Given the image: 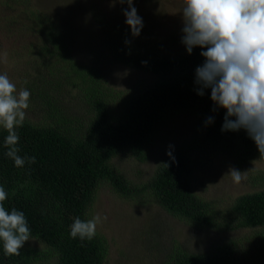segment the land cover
<instances>
[{"label": "trees", "instance_id": "obj_1", "mask_svg": "<svg viewBox=\"0 0 264 264\" xmlns=\"http://www.w3.org/2000/svg\"><path fill=\"white\" fill-rule=\"evenodd\" d=\"M20 14L32 23V33L47 36V46L38 49L36 59L52 62L45 71L40 69L43 76L35 72L33 82L26 84L32 102L46 112L39 121L25 119L17 129L18 154L26 158L23 168H17L6 156L4 142L8 133L0 128V186L8 193L5 207L9 212L13 208L24 212L33 242L24 246L19 256H6L0 242V264H108L107 245L101 235L96 233L92 240L84 241L70 236V226L77 217L87 220L88 209L103 183L122 198L147 194L167 213L194 228L256 231L255 245L248 249L240 251L227 244L206 254L176 251L165 264H264L262 179H258V191L238 196L228 213H220L213 203L192 191V165L183 149L166 156L148 182L139 186L127 181L112 163L114 157L126 153L141 160L145 139L152 129L163 117L178 112L198 117L199 135L205 140L235 141L243 161L249 157L245 154H261L245 130L222 131L226 110L211 100V89L198 95L196 69L205 61L201 55L204 49L196 47L192 54L186 51L175 57L159 51L157 54L153 49L145 53L133 48L126 26L113 30H117L116 38H109L110 34L101 27L113 59L153 77L148 85L135 87L122 97V93L118 96L106 85L93 66L76 63L62 38L55 42L58 31L53 23L32 9ZM91 14L102 26V13L92 7ZM48 45L53 48L51 53ZM33 60L31 57L27 63L31 65ZM65 87L77 92L85 109L82 116L73 118L64 113L70 110L68 107L62 110L63 105H72L61 99ZM209 117L212 123L207 122ZM33 156L36 162L27 163V158ZM222 215L224 225L218 223Z\"/></svg>", "mask_w": 264, "mask_h": 264}, {"label": "rangeland", "instance_id": "obj_2", "mask_svg": "<svg viewBox=\"0 0 264 264\" xmlns=\"http://www.w3.org/2000/svg\"><path fill=\"white\" fill-rule=\"evenodd\" d=\"M92 7L102 13V26L94 21ZM134 7L143 20L138 37L132 35L126 24V0L123 4L119 0H0V74L6 73L19 91L33 82L35 72L43 76L40 69L45 71L52 62L47 58L36 59L38 49L46 45L47 36L32 33V23L26 22L20 14L24 9H32L54 24L58 31L55 42L63 39L76 63L93 66L104 77L106 85L111 86L116 95L122 93L124 97L133 88L148 85L153 77L113 59L107 51L108 40L101 27L110 34L109 38H116L117 30L126 26L125 33L133 40V48L145 53L153 49L157 54L159 51L164 56L175 57L187 51L182 43L184 0H134ZM48 48L51 53L53 48L50 45ZM3 53H7L6 62ZM31 57L34 60L29 65ZM62 90L61 99L72 104L61 107L63 111L70 108L64 113L73 118L82 116L85 109L77 92L71 87ZM29 105L26 119L39 121L46 111L31 98ZM234 142L205 140L199 135L198 117L191 112H178L163 117L152 129L145 139L141 160L126 153L114 157L112 163L127 181L139 186L148 182L166 156L183 149L192 165V191L202 200L213 203L220 213H228L238 196L259 190L258 179L263 181L261 187L264 184V156L245 154L249 157L243 161ZM230 168L246 172L247 178L235 184L231 176L226 175ZM97 214L102 222L96 233L106 241L108 264H165L176 251L206 254L227 244L235 245L240 251L255 245V230L194 228L167 213L149 195L122 198L105 183L95 193L87 220ZM104 216L107 220H103ZM219 221L224 225L223 215ZM230 225L233 226V222ZM32 244L29 240L24 246Z\"/></svg>", "mask_w": 264, "mask_h": 264}, {"label": "clouds", "instance_id": "obj_3", "mask_svg": "<svg viewBox=\"0 0 264 264\" xmlns=\"http://www.w3.org/2000/svg\"><path fill=\"white\" fill-rule=\"evenodd\" d=\"M124 3L125 0H119ZM126 24L134 37L143 28V20L134 7V0H126ZM182 43L187 52L204 49L202 66L196 69L198 95L211 89V100L226 110L222 131L245 130L264 156V0H184ZM6 62L7 53H3ZM146 63V62H144ZM30 92L17 90L8 75L0 74V128L7 131L4 146L6 156L17 168H23L26 158L17 147L29 108ZM212 123V117L208 118ZM36 158L28 157L34 164ZM235 184L246 179V172L230 168L228 174ZM8 193L0 186V242L6 256H19L30 240L31 232L24 212L5 207ZM107 220V216L103 217ZM102 222L99 214L92 219L77 217L70 226L72 239L92 240Z\"/></svg>", "mask_w": 264, "mask_h": 264}]
</instances>
